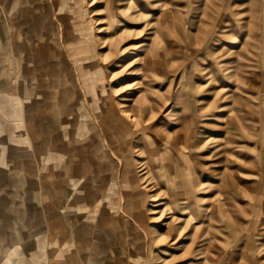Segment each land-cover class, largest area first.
<instances>
[{"label": "rangeland", "instance_id": "obj_1", "mask_svg": "<svg viewBox=\"0 0 264 264\" xmlns=\"http://www.w3.org/2000/svg\"><path fill=\"white\" fill-rule=\"evenodd\" d=\"M128 1L0 0V264H264V0Z\"/></svg>", "mask_w": 264, "mask_h": 264}, {"label": "bare ground", "instance_id": "obj_2", "mask_svg": "<svg viewBox=\"0 0 264 264\" xmlns=\"http://www.w3.org/2000/svg\"><path fill=\"white\" fill-rule=\"evenodd\" d=\"M95 0H92L91 4H95L94 3ZM127 5V8H131L132 6V0H129L127 3H125ZM103 30V28L99 29V32ZM156 55L154 54L153 51L149 52V55L147 56V58L145 59V63H147L148 65V69L153 70L154 69V65L156 64ZM154 111V107L150 104V102L148 101V99L145 97V100L143 101V103H140L139 108L137 110H128V109H122V117L124 118V121L127 122L128 126L130 128H132L134 131H136L137 129H139L142 124L145 122V119L148 117V114L153 113ZM139 166H141V169H139V171H143V173H141L142 175V179H145L144 181H146L148 179V175H150L151 173H153V167L150 166V164L146 165V161H140L139 162ZM157 170H159L157 168ZM153 199V198H152ZM165 203H160L159 205H154L157 207H161L163 206ZM153 209V208H151ZM165 208H163V210L161 211H156V212H161V215L163 213ZM209 210V209H208ZM195 215V212H192ZM168 236L165 237V239H167Z\"/></svg>", "mask_w": 264, "mask_h": 264}, {"label": "crops", "instance_id": "obj_3", "mask_svg": "<svg viewBox=\"0 0 264 264\" xmlns=\"http://www.w3.org/2000/svg\"><path fill=\"white\" fill-rule=\"evenodd\" d=\"M8 83H6V82H4V83H0V102L1 101H7L8 99H7V97L10 95V93H9V90H8ZM3 106V105H2ZM7 110H9L10 111V109H9V107L7 106V107H2L1 108V110H0V113L2 112V111H4L5 113H2L1 115H0V124H2V125H6L7 123H6V118H8V117H10V112H7ZM13 111V110H12ZM13 114V113H12ZM9 129H11V128H9ZM10 144V143H9ZM8 145V143H5L4 144V147H6ZM11 145V144H10ZM34 171H35V169H34ZM5 172L6 171H4V174H5ZM22 179H24V178H22ZM21 179V180H22ZM24 184V185H23ZM21 185H23V186H25V183H21ZM195 212V214H197V212L196 211H194ZM190 214H192V213H190ZM203 215H205L204 213H203ZM64 245H62V244H60V247H63Z\"/></svg>", "mask_w": 264, "mask_h": 264}]
</instances>
